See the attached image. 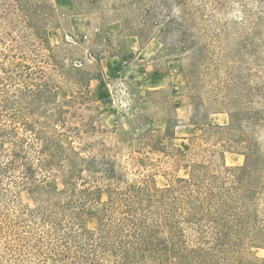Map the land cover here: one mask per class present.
<instances>
[{"label": "trees", "instance_id": "obj_1", "mask_svg": "<svg viewBox=\"0 0 264 264\" xmlns=\"http://www.w3.org/2000/svg\"><path fill=\"white\" fill-rule=\"evenodd\" d=\"M257 1L263 10L236 38L226 22H207L224 10L225 0L129 1L135 26L157 28L190 61L197 110L225 111L228 122L216 135L238 143L244 155L241 165L217 172L191 160L187 178L162 188L146 178L127 180L110 156L64 144L61 131L78 127L66 125L67 110L58 102L47 108L38 67L26 55L2 54L0 258L10 255L18 264L29 257L38 264H264V257L241 254L244 244L264 249V148L255 138L264 120V0ZM122 22L127 27L130 20ZM202 140L194 139L189 151ZM58 173L61 190L52 184ZM20 189L34 207L17 203Z\"/></svg>", "mask_w": 264, "mask_h": 264}, {"label": "rangeland", "instance_id": "obj_2", "mask_svg": "<svg viewBox=\"0 0 264 264\" xmlns=\"http://www.w3.org/2000/svg\"><path fill=\"white\" fill-rule=\"evenodd\" d=\"M129 1L0 0V56L26 55L38 67L47 108L58 102L67 110L66 125L78 127L61 131L62 142L73 141L88 155L110 156L127 180L146 178L162 188L187 178L191 160L216 172L241 165L238 143L216 135L228 122L226 112L197 110L187 77L190 61L170 48L157 28L135 26ZM225 6L207 22H226L234 38L263 10L257 0H225ZM255 138L264 148V120ZM194 139L203 142L191 153ZM52 184L63 188L59 173ZM16 201L36 205L25 189L18 190ZM93 226L89 220L87 227ZM241 254L264 257V249L244 244ZM0 264L18 263L4 255ZM26 264L38 260L29 257Z\"/></svg>", "mask_w": 264, "mask_h": 264}]
</instances>
